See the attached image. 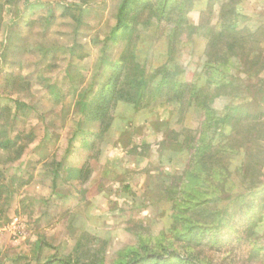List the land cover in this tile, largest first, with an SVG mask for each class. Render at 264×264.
<instances>
[{"label":"trees","instance_id":"trees-1","mask_svg":"<svg viewBox=\"0 0 264 264\" xmlns=\"http://www.w3.org/2000/svg\"><path fill=\"white\" fill-rule=\"evenodd\" d=\"M19 1L21 0L0 2V31L3 27L4 8L16 2L14 7L18 9ZM197 1L120 0L107 23L106 34L93 38L101 57L89 82L83 85V79L80 78L82 87L73 83V73L77 71V67L72 63L61 68L57 61H53L46 67L47 71L36 73L38 80L48 83L49 93L55 98L64 97L65 93L58 85L61 80L68 79L77 88L69 89L67 95L73 97L74 110L80 122L94 125L96 130L90 132L94 140L102 138L110 130L115 110L120 103L130 104L140 112H152L165 105L173 106L174 112L178 111L176 116L179 114L180 118L177 123L181 125V130L170 133L181 141L170 147L177 154L192 152L183 171L169 173L167 176L171 180L165 188L167 202L172 207L171 220L167 228L157 236L138 232L137 243L126 244L109 264H250L255 261L264 264V258H260V251L256 248L257 236L253 235L258 221L256 217L248 224L238 226L234 239L224 242L221 234V229L228 223L234 224V208L244 206L243 215L246 216L255 207L254 202L258 199L256 196L262 194L260 179L264 176V54H261L259 44L263 33L259 32L260 29L250 32L240 26L245 19L237 12L242 0L221 1L219 25L212 24L210 19L204 23L201 20L199 24H192L188 21L187 14L194 10ZM58 2L60 5L53 7L48 15L26 20L29 33L36 31L40 38L37 50L42 52L44 62L51 55H56L50 54L42 42L48 40L47 36L56 28L57 22L64 20L65 23H76V32L83 24L84 16L94 10L90 7L94 0ZM21 22L22 18L17 19L8 30L3 62L7 61L10 51L23 49L14 45L12 38ZM162 25L166 27V34L161 35V39L166 38V45L163 43L166 48H161V52L154 48L146 50L147 55L161 56L162 63L150 68L140 60L137 45L144 34ZM202 28H205L204 32ZM199 36L204 40L203 51L200 53L203 54L202 68L199 80L189 81L182 77L183 65L175 51ZM28 44V50L32 49L31 44ZM83 48L84 45L75 41L69 48L55 50L62 52L61 49H64L68 53L61 54L70 56L80 53L79 58H86L89 53L81 52ZM117 48L120 49L119 52ZM115 51L118 52L116 57ZM54 70L63 71L56 76L50 73ZM33 76L34 74L29 77L9 74L8 91L19 93L22 89H30ZM243 90L251 91L253 98L237 103L235 98ZM220 97L229 98L231 102L226 112L217 117L213 105ZM258 97H261L260 100ZM14 102L13 110L0 102V152H3L0 158L3 157L1 162L4 163L8 162L7 159L11 160L12 155L16 156L14 160L20 159L25 150L22 134L11 136L9 127L16 119L18 108L27 104L19 99ZM189 113L201 117L198 129L186 125ZM26 139L32 142L34 138L28 134ZM167 140L168 136L160 143L161 147L167 144ZM142 147L145 150L150 148L149 145ZM138 148L135 145L133 151ZM60 164L61 162L57 163L55 174ZM91 171L90 166L83 169L81 178H89ZM4 179L0 169V226L7 221L3 218L5 206L15 194ZM157 179L159 180L158 176L150 174L146 190L153 192ZM25 184L27 183L22 182L20 186ZM246 194H254L250 196L253 199H246ZM231 207L234 208L231 210ZM258 207H262L259 212L264 214V203ZM263 218L264 215L259 217L260 220ZM87 236L85 243H77L71 256H52L46 264L54 261L81 264L82 260V264H106L105 257L101 256L104 249L92 245L94 236ZM236 243L239 246L237 254L233 248ZM38 244L51 247L44 238ZM246 246L249 249L243 248ZM82 247L86 250L80 252L75 262H72V255ZM226 248L228 251L223 253Z\"/></svg>","mask_w":264,"mask_h":264},{"label":"rangeland","instance_id":"rangeland-1","mask_svg":"<svg viewBox=\"0 0 264 264\" xmlns=\"http://www.w3.org/2000/svg\"><path fill=\"white\" fill-rule=\"evenodd\" d=\"M5 1L8 0H0V2L3 3ZM119 1L120 0H94L93 4L90 6L94 8V10L84 16L83 24L76 32V23H65L64 20H59L56 24V28L47 36V43L42 42L44 46L47 47L48 51H50V54H56L51 55L50 58L46 60L47 62L45 61L46 64L44 66H42L45 63L43 55L41 54L42 52L39 49L37 50L40 38L37 36L36 31L31 34L29 33L26 20L36 19L43 14L48 15L53 7L60 5L58 4V0H21L18 2V9L14 7L16 2L10 3V5L4 8L2 14L3 24H7V26H5L6 42L11 24L17 19L22 18V24L17 26L15 33L12 34V38L14 40V45L21 46L23 49L22 51H10L7 61L5 62L4 60L0 67V102L9 105L12 110L15 109V99H19L27 104L25 107L21 106L18 108L16 119L9 127L11 136L17 133L22 134V144L25 147L24 153L18 160H14L16 156L12 155V157H10L11 160H6L8 161L7 163L1 162L4 159L3 157L0 158V169L3 171L5 177L4 182L8 184L10 190L15 191V194L12 195L15 196L14 199L11 200L10 198L8 200V203L11 201L8 210L10 215L9 220L5 222V226H11L12 219L14 216L18 215L22 217L26 225H32L36 209H34V203L28 202V198H39L49 193L50 189L53 188L52 182L56 179L57 174L63 172V170L59 169L64 163V160L66 162V159L67 162L73 160L70 161L71 164L79 163L84 160L82 157L85 158L88 151L91 154V173L110 170V176H112L111 173H113V165L115 164L121 166L123 169L121 174L123 179H131L135 176L136 172L143 170L147 176L144 187H142L143 184H141L139 186L131 185L132 187L126 188L127 185L124 183L125 181H123L121 187L113 190L110 184L104 188L107 193L105 197L100 195L101 197L94 199L95 204L98 202L99 205H103V208L106 209V216L103 219L101 228L95 235V241L92 242V245H95L96 248L104 249L101 256L105 257L106 264L111 263L112 260L115 259L118 251L123 249L126 244L135 245L137 243L138 232H141L143 235L157 236V234L167 228L172 214V207L171 204L167 202L165 192L166 186L171 183V180H169L167 176L169 173L176 174L183 171L185 163L189 160V154L192 152L186 151L177 154L172 151L170 147L181 141L180 138L175 139L174 135L170 133L173 130H181V125L177 123L180 117L179 114L176 116L178 111L174 112L173 106L165 105L162 108H155L154 111H152V113L155 114L154 121L152 122V130L162 132L163 140L168 136V140L166 141L168 145L166 144L164 147L155 145L154 148H152L153 145H151L149 146L150 148L148 147L149 149L145 150L142 147L143 145L138 143L137 146L141 149L133 151L135 147L132 142L133 139L130 138L128 134H125L121 139L123 146L126 148L125 150L130 152V155H127L124 151L121 152L112 149L111 145L113 140H115L113 139L115 135H113L112 140L108 133L97 140L92 138L90 132L96 129L91 123L80 122V118L74 110V104L72 102L73 97L72 95H67L68 90L74 88L68 79L65 81L61 80V83L58 84L62 88L63 93H65L64 97L61 99L55 98L49 93L50 89L47 88L48 83H44L42 80L37 79V72L42 71L43 73L47 71L46 67L51 64L50 62L57 61V64H59L61 68L67 66L68 63H72L77 67V71L73 73V83H76L77 86L82 87V84H80L81 79H83V85L89 82L91 76L96 72V67L101 57L99 48L93 43V38L96 36L103 37L106 34L108 30L107 23L110 22ZM221 1L222 0H198L194 10L187 14L188 21L192 24H199L201 20L202 23H204L210 19L212 24H221L218 18ZM35 4L39 6H34ZM237 10L238 13L240 12L245 17L240 23L241 27H245L250 32L260 29L259 32L263 33V36L260 37L259 47L261 49V54H264V0H242ZM14 30L13 28V31ZM204 31L205 28H202V32ZM165 32L166 27L162 25L144 34L138 42L137 54L140 60L146 63L150 68L155 67L157 63H162L163 58L156 54L147 55L146 50L154 48L155 51L161 52V48H166V38L161 39V35H165ZM3 38L5 37L1 36L0 41H3ZM75 41L84 45L81 52L89 53L88 57L79 58L81 55L80 53L74 56L61 54L67 52L64 49H61L62 52H56L55 48H69ZM28 43L31 44L30 47L32 49L30 50L26 47ZM163 43L165 45H163ZM203 47L204 40L202 36H199L187 42L182 49L177 48L175 51V54L180 58V62L183 65L184 73L182 77L187 78L189 81L199 80L203 61V58H201L203 54L200 53H202ZM116 50L119 52L120 49L117 48ZM117 51H115V57L117 56ZM55 71L57 70L51 71L50 73L58 76L63 70L57 71L58 73ZM12 73L28 77L34 74V80L30 85V89L26 91L22 89L19 93L9 92L7 89V77ZM239 76L241 75L239 74ZM74 89L76 90L77 88ZM253 93H255L254 90ZM250 98H253L251 91L243 90L240 96H236L235 100L237 103H241L243 100ZM260 98L261 97H258V100H260ZM230 102L231 100L229 98L223 97L215 100L213 108L217 117L222 116L226 112ZM121 104L122 103L118 104L114 114V118L117 119L119 123L118 127L121 126V119H119V117L121 118L122 116L124 118L129 116L128 118H130L132 114H135L133 116H138L140 118L139 122H142L143 116H141L140 113L138 114L135 112L130 114L128 111L129 109H127L126 106H120ZM200 123L201 117L198 116V114H190L186 121V125L188 127H193V129H198ZM139 126L140 125H138L136 129L143 134L147 127L143 125ZM116 130H118V128ZM116 130L115 132L117 133ZM28 134H31L34 138L32 142L26 139V135ZM149 140L152 141L153 137L150 136ZM70 152H72V154H69ZM2 154L3 152H0V155ZM237 160L240 161V159ZM58 162H61V164L57 174H55ZM110 165H112L111 168L107 169V166ZM150 174L152 176H158L159 178V180L157 179L158 181L153 192L152 190H146V184L147 182L149 183L148 176ZM13 179H15V182H12ZM260 180L262 181L260 186L262 194L256 196L258 199L254 202L255 207L246 216L243 215L245 212L244 206H238L237 208L231 207V210L234 208L236 212L235 222L234 224L228 223L226 227L221 229V234L223 235L222 239L224 242L234 239L236 238L235 236H237L236 230L238 226L245 223L248 224L253 217H256L258 221L253 235L257 236L256 248L260 251V258L263 259L264 218L260 220L259 217H263L264 214L261 215L259 209L262 207L258 206L264 203V176L261 177ZM22 182L27 184L20 186ZM76 186H71L72 191H77L79 189L83 190L82 187ZM100 186L101 184H99L98 188H100ZM57 187V190L64 193L67 190V185L59 181V179L57 180ZM252 195L254 194H246V199H253L250 197ZM81 196L84 198L83 201H87L90 197L83 194ZM108 207L113 210L111 214L108 212ZM76 224L77 214L69 218L71 231L75 230ZM17 230V235L13 236L18 238L20 229L18 228ZM89 234L90 233H84L77 242L85 243L87 241V235ZM92 235L93 234H91V236ZM13 236L4 235L3 241H5L6 244H10L11 242L17 243L19 240L14 239ZM41 238L43 237H39V241ZM44 240L47 241L46 239ZM47 243L49 244L48 241ZM51 246L53 245L51 244ZM43 247L47 248V250L49 249L44 244ZM238 247L237 243L233 245L235 253L239 250ZM243 248L246 250L249 249L247 246ZM18 249L14 251L17 253ZM85 250L86 248L82 247L79 252L73 254L71 257L72 262H75V258L80 255V252ZM226 251H228L227 248L223 253H226ZM53 252V250L49 249L45 255L48 254L49 256L53 254ZM54 255H57V257L68 256L60 254L59 252H56ZM18 256L19 255H16V257ZM82 263H84L83 260L81 264ZM21 264H24V260L21 261ZM250 264L260 263L259 261H255Z\"/></svg>","mask_w":264,"mask_h":264},{"label":"crops","instance_id":"crops-1","mask_svg":"<svg viewBox=\"0 0 264 264\" xmlns=\"http://www.w3.org/2000/svg\"><path fill=\"white\" fill-rule=\"evenodd\" d=\"M34 6L39 5L35 4ZM5 26H7V24H3L0 31L1 36L5 37L3 41H0V67L3 63L2 57L6 45ZM120 106H126L130 114L135 112L138 114L140 113L141 116H143V120L139 122L140 118L138 116H133L135 114H132L130 118H128L129 116L127 118L122 116L121 118L119 117V119H121V126L118 127V120L115 119L110 130L107 132L111 140L113 135H115L113 137L115 140H113L111 145L112 149L121 152L124 151L125 154L130 155V152L125 150L126 148L123 146L121 139L125 134H128L130 138L133 139L132 142L134 145L138 143L140 145H153L152 148H154L155 145L159 146L163 141V133L152 130V122L154 121L155 114L152 112L144 113L137 111L132 105L126 103H122ZM138 125L147 127L143 134L136 129ZM117 128L118 130H116ZM150 136L153 137V143L149 140ZM139 149L140 148H138V150ZM87 153L85 158L82 157L84 160L76 164L70 163V161L73 160L69 162H67V159L66 162L64 160V163L59 169L63 170V172L57 174L56 179L52 182L53 188L50 189L49 193L39 198H28V202L34 203V209H36V214L32 220L31 226L26 225L19 215L14 216L11 226H5V223L0 226V264H21L22 260H24V264H46L48 258L52 257L56 252L70 256L74 252L78 243L77 240L80 239L81 235L90 233L89 235L93 234L92 236L96 237L95 235L101 228L103 219L106 216V209L103 208V205H99L98 202L95 204L94 199H98L101 196L105 197L107 193L104 188L106 186L111 184L113 190H115L121 187L123 181H125L124 183L129 186H139L143 184L142 187H144L147 176L143 170L136 172L135 176L131 179H123V176L121 177L123 169L121 166L115 164L113 165L112 176H110V170H102L96 173L92 172L87 179L81 178L83 169L88 166L91 167V154L88 151ZM69 154H72V152ZM111 166L112 165L107 166V169H110ZM58 179L67 185L65 193L57 190ZM99 184H101L100 188H98ZM73 185L82 187L83 190L79 189L77 191H72L71 186ZM82 194L90 196L89 199L83 201L84 198L81 196ZM14 197L15 196H11V200L14 199ZM10 202L5 206V213L3 215V218L7 219V221L10 215V212L8 213ZM111 211L113 210L108 207L109 214L112 213ZM75 214H77V224L75 225V230L71 231L69 218ZM18 228L20 229L19 239L13 236L17 235L16 230ZM4 235H11L14 239L19 241L17 243L11 242L10 244H6V242L3 241ZM41 236L49 242L50 246L51 244L53 245L51 247L47 246L50 250L54 251L53 254L49 256L48 254L45 255L49 249L47 250V248H44L42 244L39 246L38 241ZM16 249H18L17 253L14 251ZM16 255L19 256L16 257ZM51 264L62 263L54 261V263Z\"/></svg>","mask_w":264,"mask_h":264}]
</instances>
